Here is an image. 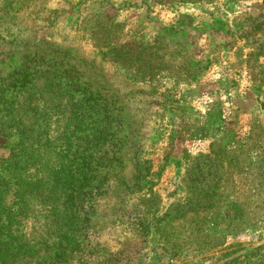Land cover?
<instances>
[{
	"label": "rangeland",
	"instance_id": "374dc122",
	"mask_svg": "<svg viewBox=\"0 0 264 264\" xmlns=\"http://www.w3.org/2000/svg\"><path fill=\"white\" fill-rule=\"evenodd\" d=\"M10 2L0 0V195L19 171L37 188L24 185L28 202L9 215L0 199V225L7 218L0 264H38L51 250L70 264H264V117L254 112L264 108V0ZM23 51L60 57L65 69L67 61L94 60L80 79L113 99L96 106L108 111L107 130L116 129L117 150L104 157L112 156L115 174L86 163L67 177L74 182L59 199L50 196L59 188L48 168H65L68 159L66 125L41 128L25 145L5 129L12 102L1 97ZM241 59L251 82L213 72ZM235 81L245 88L234 98ZM68 155L73 163L83 154ZM75 186L87 216L70 248L59 233L71 213L56 210H78ZM26 243L41 249L27 251Z\"/></svg>",
	"mask_w": 264,
	"mask_h": 264
},
{
	"label": "trees",
	"instance_id": "16d2710c",
	"mask_svg": "<svg viewBox=\"0 0 264 264\" xmlns=\"http://www.w3.org/2000/svg\"><path fill=\"white\" fill-rule=\"evenodd\" d=\"M10 3H12V0ZM21 53V68L18 70L14 69L16 72L11 73L14 76L17 75L15 76L16 81L12 82V85L5 90V93H2L1 97H7L5 101H1V104H6V102L9 101L12 102L9 105L11 118L8 124L5 125V129L10 132L7 134L17 135L19 137L17 142L21 143V145H25L29 142H33V135L40 133L41 128L45 129L41 132L48 133L46 129H57L63 124V126L66 125L67 127V131L63 132H65L66 138L70 139L68 145H65V149L63 150V155L68 157V159H65L66 167L48 168L49 175L52 177V188H59L58 195L50 193V196L59 199L68 188L72 187V183L74 182H67V177L76 174L78 168H82L86 163L91 165L89 170H95V168L100 170L101 166L102 170L104 168H109V170L105 171V175L109 172L115 174V171L113 170V162L111 160L112 156H110V160L105 159L104 157L111 153L113 154V152L117 150L111 148L117 139L116 137L113 138L116 129H111L112 131L109 130V133L106 125L102 123L107 116L106 113H108V111L106 112V109L96 106V103L101 100L112 105L113 99L105 101L107 98L102 95L101 92L97 93L92 90L91 85L93 83L90 80L83 81L80 79L81 77L86 78V73L90 71V64H93L94 60L87 62L78 58L76 61H67L65 69V67L58 62L60 57L55 55L43 59L40 57L41 55H39L38 51H34L32 55H30L28 51H23ZM14 58L15 57L11 56V60H14ZM35 63L37 64L35 65ZM39 64H44L50 69L40 71L41 67L39 66L41 65ZM51 67L53 69H51ZM80 67H82V70ZM63 74H67L71 80L65 82L63 78H61V75ZM12 75H7L5 78L2 77V79L6 80L12 77ZM71 82H74L75 85H72ZM101 85L104 90L107 88L108 84L102 81ZM80 89L82 90L81 93L78 92ZM85 141H91V143L86 145ZM94 151H98L101 154H99L98 157H94L96 154ZM69 153L71 155L82 153L83 155L78 157L74 155L75 157H73L72 161L75 160V162L70 163L71 159L68 155ZM27 162L28 161H26V163ZM73 165L76 166L72 169L71 167ZM70 169L73 170V173L65 175ZM83 172L84 171H81V173ZM32 176L36 177L34 174ZM10 178L12 179L9 180L10 182L5 190V195H0L6 215L11 214L14 205H18L24 210L28 202L27 198L23 195L24 185L36 187L34 184L36 180L25 181V176L21 177L20 171L12 173ZM78 178L79 177H77L76 180ZM79 187L80 186H75V188L71 189L76 205L81 203V201L79 202L81 196L75 191ZM8 193L9 195L7 197ZM118 198L120 201L123 200L120 196H118ZM113 203L116 206L119 204V201H113ZM69 207L70 206H67L66 208L61 207L56 210V216L61 217L66 212L71 213V216L68 219L61 221L62 225L65 224L68 226V229H65L61 234L59 233V236L62 235L68 237L70 240L69 242H71L70 248H72L77 242H73L71 235H77L81 230L83 225L81 219L86 217L87 213H79L81 210H79L78 205L77 211L76 209ZM49 210H52V207H50ZM155 210L156 208L153 213ZM155 214L156 213L153 214V219L157 222V215ZM49 215L52 216L51 213ZM6 221L7 218L4 217L0 225L1 228H4ZM53 242H56V240ZM24 248L27 251L31 250L36 252L41 249V245H29L26 243ZM55 255L56 252H53V250L48 253H43V257L38 264H61V262L62 264H70L67 263V261L59 260Z\"/></svg>",
	"mask_w": 264,
	"mask_h": 264
},
{
	"label": "crops",
	"instance_id": "0c3cea01",
	"mask_svg": "<svg viewBox=\"0 0 264 264\" xmlns=\"http://www.w3.org/2000/svg\"><path fill=\"white\" fill-rule=\"evenodd\" d=\"M262 58H263V61L261 62V65L260 66L264 70V56ZM247 63L248 62L245 59H241L239 62H236L234 65L231 64L232 66H229V69L228 70H226V66H224L223 64H221V65L218 66V68H216V69L214 68L213 69V70H217V72L216 71H213L212 69H211V71H213L215 73H218L219 76H226L223 73L225 71H229L231 73L230 75L233 74L234 76H235V73H238V76L241 75L242 77H244L245 78V81L248 82L247 79H249V82H251V80H252V72L248 68ZM207 73L210 75V73L208 71H207ZM233 84L234 85L232 87H229L230 88L229 92H231V94L235 98V96H236L235 94L239 92L238 91L239 87L241 86L244 89L245 88V85H242L238 81L233 82ZM228 95H229V93H228ZM230 100H231V103H233V107H234V108L232 107L233 110L238 111V109H239L238 106L236 107V104H234V102H232L233 100L232 99H230ZM254 112L260 113L264 117V108H263L262 104L256 106L254 108ZM247 114H250V113H247ZM258 121H260V120L258 119Z\"/></svg>",
	"mask_w": 264,
	"mask_h": 264
}]
</instances>
